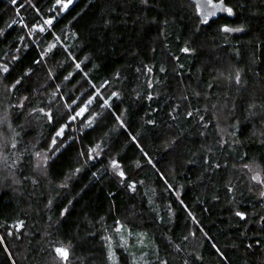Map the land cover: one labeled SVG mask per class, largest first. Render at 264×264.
Masks as SVG:
<instances>
[{
    "label": "trees",
    "instance_id": "trees-1",
    "mask_svg": "<svg viewBox=\"0 0 264 264\" xmlns=\"http://www.w3.org/2000/svg\"><path fill=\"white\" fill-rule=\"evenodd\" d=\"M64 1L0 0V264H264V0Z\"/></svg>",
    "mask_w": 264,
    "mask_h": 264
},
{
    "label": "water",
    "instance_id": "water-1",
    "mask_svg": "<svg viewBox=\"0 0 264 264\" xmlns=\"http://www.w3.org/2000/svg\"><path fill=\"white\" fill-rule=\"evenodd\" d=\"M192 4H194L197 16L200 19V22L203 26L209 24V22L213 20H217L220 17L223 18H233L234 11L232 8L227 5L225 0H189ZM228 10H231L230 12ZM230 29L229 31H225V29ZM222 31L225 33H229L235 36L241 35L243 33V29L234 28L227 25L222 26ZM260 175L258 173L253 174V179L255 181L259 180ZM262 197L264 198V191L262 193ZM260 224L264 227V216L260 219Z\"/></svg>",
    "mask_w": 264,
    "mask_h": 264
},
{
    "label": "rangeland",
    "instance_id": "rangeland-1",
    "mask_svg": "<svg viewBox=\"0 0 264 264\" xmlns=\"http://www.w3.org/2000/svg\"><path fill=\"white\" fill-rule=\"evenodd\" d=\"M73 1H74V0H72V2H73ZM64 3H67V0L64 1V2L61 4V7H62L63 9H65V8L63 7V4H64ZM69 5H70V4H69ZM42 28H43L42 25H38V26L36 27V29H38V30H41ZM84 111H86V105H83L80 109H78V110L75 112V115L78 116V117H80V116H82V115L85 113ZM78 113H79V115H77ZM72 118H73V116L70 117V119H72ZM2 124H4V121H3V120L0 121V126H1ZM64 127H65V126H62V127L59 129L58 132L61 133V130H63ZM1 132H2V131H1ZM58 132H57V133H58ZM38 160L44 161L43 158H42L41 156L38 158ZM0 167H1V165H0ZM255 171L258 172L259 175H261L260 178L262 179L263 184H264V174H263L262 170H261L260 168L256 167L255 165H253L252 168H251V173H253V172H255ZM261 188H262V190H263V185L261 186Z\"/></svg>",
    "mask_w": 264,
    "mask_h": 264
},
{
    "label": "snow or ice",
    "instance_id": "snow-or-ice-1",
    "mask_svg": "<svg viewBox=\"0 0 264 264\" xmlns=\"http://www.w3.org/2000/svg\"><path fill=\"white\" fill-rule=\"evenodd\" d=\"M57 2L58 3H61L62 2V0H57ZM13 3H15V0H13ZM72 3V0H67V3H64L63 4V7L64 8H67L68 6H69V4H71ZM229 12L231 11V10H228ZM46 23L47 24H51L52 23V21L51 20H48V21H46ZM43 29H41V31H42ZM230 29H225V31H229ZM3 71H8V69H7V67H3V69H2ZM77 115H79V113L77 114ZM63 130H61V132H62ZM61 133L60 132H58L57 133V135H60ZM53 143H55V141H53ZM121 175H122V173H121ZM237 215H241V218H243L242 217V214L241 213H237ZM57 252L60 254V255H62V256H64L65 258L67 257V252L66 251H64V250H62V249H57Z\"/></svg>",
    "mask_w": 264,
    "mask_h": 264
}]
</instances>
